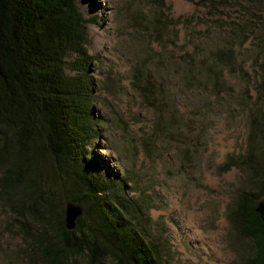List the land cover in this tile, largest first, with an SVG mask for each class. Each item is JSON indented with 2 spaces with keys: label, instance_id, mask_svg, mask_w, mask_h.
Returning a JSON list of instances; mask_svg holds the SVG:
<instances>
[{
  "label": "rangeland",
  "instance_id": "1",
  "mask_svg": "<svg viewBox=\"0 0 264 264\" xmlns=\"http://www.w3.org/2000/svg\"><path fill=\"white\" fill-rule=\"evenodd\" d=\"M77 3L96 58L90 76L99 123L87 148L90 164L126 181L165 264H242L244 248L233 246L228 209L246 176L221 166L245 154L251 117L264 114L263 11L241 1L212 10L186 0ZM215 55L221 66L213 64ZM136 69L164 88L161 104L151 107L135 91ZM168 98L195 146L164 129L158 111L172 105ZM253 143L264 158V135ZM43 166L60 205L69 176H54L49 160ZM14 203L0 196V264H48L37 244L51 237L16 215ZM24 223L35 237L21 229ZM67 264L91 263L82 255Z\"/></svg>",
  "mask_w": 264,
  "mask_h": 264
},
{
  "label": "trees",
  "instance_id": "2",
  "mask_svg": "<svg viewBox=\"0 0 264 264\" xmlns=\"http://www.w3.org/2000/svg\"><path fill=\"white\" fill-rule=\"evenodd\" d=\"M186 1L211 10L241 1L264 13V0ZM77 2L0 0V196L18 201L14 213L41 228L46 240L51 237L49 243L37 244L48 264H67L82 255L91 264L108 259L115 264H165L161 245L149 237L146 213L126 193V181L90 164L87 148L99 123L90 76L96 58L88 52L89 20ZM220 57L212 59L217 67ZM142 71H135V91L151 107L161 104L164 88ZM167 101L173 106L168 103L158 111L164 129L195 146L174 103ZM263 135L264 114L259 112L251 117L245 154L227 157L221 166L224 171L237 167L246 176L228 209L233 246L244 248L242 264H264V221L256 211L264 200V158L253 143ZM45 160L54 176L56 171L61 178L69 176L62 180L68 191L62 207L44 175ZM69 202L83 210L73 231L65 223ZM21 229L35 237L26 223Z\"/></svg>",
  "mask_w": 264,
  "mask_h": 264
},
{
  "label": "water",
  "instance_id": "3",
  "mask_svg": "<svg viewBox=\"0 0 264 264\" xmlns=\"http://www.w3.org/2000/svg\"><path fill=\"white\" fill-rule=\"evenodd\" d=\"M256 211L264 221V200L260 201L257 204ZM82 214H83V210L79 205H76L72 202H69L67 204L65 223L68 231L75 230L77 220L79 219L80 216H82Z\"/></svg>",
  "mask_w": 264,
  "mask_h": 264
}]
</instances>
